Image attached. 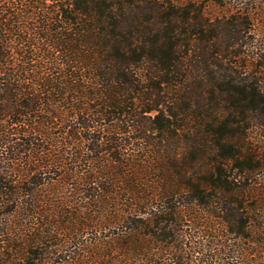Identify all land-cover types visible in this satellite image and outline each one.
Returning a JSON list of instances; mask_svg holds the SVG:
<instances>
[{
    "label": "trees",
    "instance_id": "16d2710c",
    "mask_svg": "<svg viewBox=\"0 0 264 264\" xmlns=\"http://www.w3.org/2000/svg\"><path fill=\"white\" fill-rule=\"evenodd\" d=\"M192 252L264 264V0H0V264Z\"/></svg>",
    "mask_w": 264,
    "mask_h": 264
},
{
    "label": "rangeland",
    "instance_id": "374dc122",
    "mask_svg": "<svg viewBox=\"0 0 264 264\" xmlns=\"http://www.w3.org/2000/svg\"><path fill=\"white\" fill-rule=\"evenodd\" d=\"M180 229H182V231H184V235H186L185 237L189 236V233H193V231L191 232H187L190 227L189 226H180ZM233 236V235H232ZM231 236V237H232ZM230 237V238H231ZM198 238H193V240H197ZM233 243L234 242V238L232 237V239L229 240V243ZM193 243V242H192ZM191 260H193V264H203L202 263V255L200 253H196V252H192L191 254ZM238 257L237 259L235 257H233V255H231V257H229L228 255L224 254V253H220L217 254L216 256L213 257V259H209V261H206L207 263H211V264H239L238 262Z\"/></svg>",
    "mask_w": 264,
    "mask_h": 264
}]
</instances>
